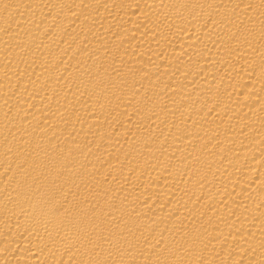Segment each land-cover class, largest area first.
I'll list each match as a JSON object with an SVG mask.
<instances>
[{
  "label": "bare ground",
  "instance_id": "obj_1",
  "mask_svg": "<svg viewBox=\"0 0 264 264\" xmlns=\"http://www.w3.org/2000/svg\"><path fill=\"white\" fill-rule=\"evenodd\" d=\"M0 264H264V0H0Z\"/></svg>",
  "mask_w": 264,
  "mask_h": 264
}]
</instances>
